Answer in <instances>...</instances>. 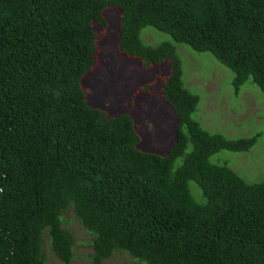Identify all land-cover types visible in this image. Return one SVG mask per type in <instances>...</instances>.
Masks as SVG:
<instances>
[{"label": "trees", "instance_id": "trees-1", "mask_svg": "<svg viewBox=\"0 0 264 264\" xmlns=\"http://www.w3.org/2000/svg\"><path fill=\"white\" fill-rule=\"evenodd\" d=\"M107 9L120 11L118 55L169 67L160 93L176 138L165 154L141 147L132 115L87 101L82 79ZM146 27L173 43H143ZM174 43L228 68L235 94L249 79L264 93V0H0V264L49 255L72 264L69 211L89 236V264L116 254L134 264H264V179L248 183L211 161L248 152L263 130L237 139L205 130Z\"/></svg>", "mask_w": 264, "mask_h": 264}, {"label": "rangeland", "instance_id": "rangeland-1", "mask_svg": "<svg viewBox=\"0 0 264 264\" xmlns=\"http://www.w3.org/2000/svg\"><path fill=\"white\" fill-rule=\"evenodd\" d=\"M105 27H96L98 51L95 67L82 79L90 106L107 111L110 115L130 114L136 128L143 137L141 147L165 154L175 141L176 118L169 106L161 99V81L168 74L166 63L144 69L133 59L116 52L120 11L103 12ZM145 44L157 45L171 38L153 28L141 32ZM173 43V42H172ZM181 59L183 80L192 92L200 94V102L193 117L205 130L221 133L227 138L237 139L260 133V140L248 152L220 151L211 161H227L226 164L248 183L264 179V93L249 79L234 93L233 73L208 52H195L185 44L174 43ZM97 64V66H96ZM153 81L149 94H142L132 104L133 95ZM199 117V118H198ZM211 119V120H210ZM175 120V121H174ZM224 161V162H225ZM68 228L75 237L77 257L72 264H89L90 249L86 246L89 236L69 211L65 216ZM47 264H59L49 255ZM103 264H134L126 256L116 254Z\"/></svg>", "mask_w": 264, "mask_h": 264}, {"label": "bare ground", "instance_id": "bare-ground-1", "mask_svg": "<svg viewBox=\"0 0 264 264\" xmlns=\"http://www.w3.org/2000/svg\"><path fill=\"white\" fill-rule=\"evenodd\" d=\"M199 118V117H198ZM211 120V119H210ZM175 121V120H174ZM106 138V137H105ZM99 141V140H97ZM136 142V141H135ZM15 176V175H14ZM27 217V216H26ZM17 220V219H16ZM19 220V219H18ZM26 220V219H25ZM24 221V220H23ZM12 222V221H11ZM20 222V221H19ZM13 223V222H12ZM21 223V222H20ZM24 223V222H23ZM22 227V226H21ZM9 232V231H8ZM14 232V231H13ZM16 233V232H15ZM48 247V246H47ZM3 257V256H2ZM6 260V259H5ZM242 263V262H241Z\"/></svg>", "mask_w": 264, "mask_h": 264}]
</instances>
